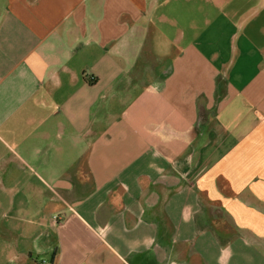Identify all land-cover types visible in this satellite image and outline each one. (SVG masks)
Instances as JSON below:
<instances>
[{"label":"crops","instance_id":"1","mask_svg":"<svg viewBox=\"0 0 264 264\" xmlns=\"http://www.w3.org/2000/svg\"><path fill=\"white\" fill-rule=\"evenodd\" d=\"M0 264H264V0H0Z\"/></svg>","mask_w":264,"mask_h":264},{"label":"built area","instance_id":"2","mask_svg":"<svg viewBox=\"0 0 264 264\" xmlns=\"http://www.w3.org/2000/svg\"><path fill=\"white\" fill-rule=\"evenodd\" d=\"M90 79L94 80V76H91ZM52 220H53L54 223H58L61 220V216L59 214H56V215L53 216Z\"/></svg>","mask_w":264,"mask_h":264}]
</instances>
